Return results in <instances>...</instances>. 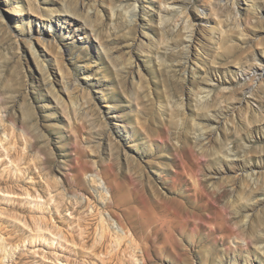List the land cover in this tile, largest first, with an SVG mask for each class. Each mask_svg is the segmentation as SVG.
<instances>
[{"label": "rangeland", "instance_id": "rangeland-1", "mask_svg": "<svg viewBox=\"0 0 264 264\" xmlns=\"http://www.w3.org/2000/svg\"><path fill=\"white\" fill-rule=\"evenodd\" d=\"M27 1L17 5L37 20L45 42H32L55 89H76L63 107L32 84L28 28L0 0V264H264V0L255 15L242 0L243 31L224 0H139L137 24L130 0H97L103 16L86 19L87 35L106 53L81 45L82 30L60 31L72 0ZM188 4L193 70L181 44ZM139 34L131 79L120 41ZM205 76L211 88L197 93ZM208 129L219 137L202 144ZM250 189L260 205L237 220Z\"/></svg>", "mask_w": 264, "mask_h": 264}, {"label": "bare ground", "instance_id": "bare-ground-1", "mask_svg": "<svg viewBox=\"0 0 264 264\" xmlns=\"http://www.w3.org/2000/svg\"><path fill=\"white\" fill-rule=\"evenodd\" d=\"M96 1L97 0H72L73 5L71 7H69V5H68L67 8L65 7L63 9L64 11H68L67 13L71 17L68 16L66 18L67 24L65 25V27H63V29L60 28V31L61 32H64V34H69L70 32L72 33V32H75V31L82 30V37L83 38H86V39L83 40V42H82L81 45H83L84 47H89V46H97V47H99V46H101L102 49L106 53L105 47H104V45H102V43H100V44L94 43L92 41V39L90 37H88V35H87V34H89V36H91V37H92V35H95L96 36V34H95L96 29H95L94 26H92L91 24L87 23L86 22V19L89 20L93 16H101V17L103 16L102 13H101L102 12L101 9L96 5ZM158 1L159 2H162L164 5L167 4V0H158ZM180 1L182 2V0H178V3ZM224 1H225L226 4L229 3L231 5V8H232L233 12H235L234 13L235 14L234 18L232 17L233 18V21H235L238 24V26L240 27V30L243 31V29H245L246 26H245V20L241 17V10L243 9V7L241 5L242 4V0H224ZM251 1H252V4H251V6H249V8L251 9L253 15H255V14H262V11H260V10H258V12L256 11L255 0H251ZM1 2H3V4H5V5H9L10 6L9 8L12 9L11 15L13 14V15H16L17 16V17H14V22L16 24H18V23H20V25L26 24V27L28 28V32H27V39L28 40H27V42H28V49H29V52H30L29 54L32 56V60H30V59L28 61L25 60L26 61L25 64H27V66L30 68L32 66V63H33L34 66H35V68H38V69L41 70L40 71L41 74L38 75L36 69H33L32 70V69H29L28 68L29 69V74L28 75H29V78L31 79L32 84H35L38 79L41 80V82L44 84V86L52 94V97H53L54 101L56 103H58V104H62L63 107H66L65 102H66L67 99L69 100V98L74 94L73 90L76 89V87L74 86L75 84H73L72 82L66 81L65 86L63 88L64 89V91H63L64 93L60 92L59 89H55V87L53 85V81H52V79L50 77L51 76V73L46 69V67L44 65V62H43V58H41V56H40V52L35 48V46H34V44L32 42V38L33 37H36V36H37V40H38L39 43L41 42V44H42V43L45 42V39L42 36L41 30L38 29V28L35 29V26H37V20L35 18L31 17L29 14L25 15L22 12L24 10H22V8L19 5H17V0H10V1L1 0ZM27 2H28L27 3V6H28L27 8L33 10V6H32V3H31L32 1L29 0ZM138 2H139V0H130L129 3H128V5H133L134 10L131 11V12H129L130 13L129 16H131V21L134 20V22L136 24H137V20L139 19L138 11L137 10L141 11L140 9H138V7H139ZM185 2L180 3V4H186ZM66 4H65V6H66ZM175 4H177V1H176ZM189 7L190 6L188 4V6L185 5V6H183V9L180 10V12H181L180 16L182 15L181 18H182V22H183V25L181 27L183 29H185V31H187V34L185 35V39L181 41V44L183 45V47H182L183 48V51L182 52L184 54V62H183V65L185 67V70H193V68L190 66V63H189V61L191 59V53L194 50H195V52L198 51V49H197L198 48L197 47L198 45L196 43V41L198 39V32H197L196 20L198 18L196 17V15H194L190 11V8ZM212 8H213L212 10L215 9L214 5H212ZM48 11L51 12V11H54V10L53 9L52 10L51 9H48ZM169 11L170 10H168L167 8H162L160 6L159 7V19H161ZM109 12H110L109 13V17H113V15H114L113 10L111 9ZM142 13L144 14V11L143 10H142ZM81 16L85 20L82 19V18H80ZM260 16H261L260 18H264V14L263 15H260ZM5 19H6V16L4 14L0 13V23L1 24H3V22H4L3 20H5ZM140 24L145 25L144 22L142 23V21H139V25ZM215 24L217 25L218 23H215ZM50 25H51V23H50ZM132 28H135V27H132ZM144 34L135 35V37L134 36L133 37H130L128 35L129 37H126L125 36L123 38V40L120 41L122 43L123 42H126L125 44H126V47H127V50H128V54H129V56H128V60H129L128 65H129V67H128L127 72H126V76H128L131 79H134V77H136V75H140L141 72H142V68L140 67V63L136 59H134V57L132 55V48L136 45L137 42L141 43L144 40ZM13 35H15L17 37L18 36V33H14ZM98 43H99V41H98ZM58 46H59V49H61L60 48L61 46L59 44H58ZM67 52H68L67 54L70 57L69 61L72 63V60L73 59H76L77 57L76 56L75 57L73 56V52L70 50V48L69 49L67 48ZM263 52H264V49H263ZM20 55H22V54L20 53ZM20 55H19V58H21ZM23 56L24 57L26 56L24 54V52H23ZM56 62L58 63V61H56ZM262 62H264V60H261L260 61L261 65H263ZM58 71L60 72L61 77L62 78H65V75L62 74V69H61L60 66H58ZM254 72H256L257 74L258 73L259 74H262V70L255 69ZM204 74L207 75V72L204 71ZM263 74H264V71H263ZM207 77L208 76H205L204 82L199 84L200 86L196 90L197 93H201V92H203V90L208 89V88H211L207 84V81L208 80H211V78H207ZM70 88H71V90H69ZM80 97H84L83 93H81V96ZM70 100H71V98H70ZM106 106L109 108L108 110H110L111 104L109 102L106 103ZM247 130H249V131L252 130V126L251 125L248 126L247 127ZM213 136L219 137L218 131H216V129L215 130H213V129L209 130L208 129V130H206L202 134V136H201V138L199 140H200V142L202 144H208V143L211 142ZM234 165H235V162H233V161L230 162V167L229 168H226L225 167L224 172L225 173H230V171H233L234 170V168H233ZM250 169L251 170H255V167H251ZM222 174H223V172H222ZM254 180H255V178H254ZM203 190L204 189H195V192H194L193 195L196 196L197 192L203 191ZM254 190L255 189L248 190L249 193L244 196V208L245 209H244V212L242 211V213L240 212L241 214L240 213L238 214L239 216H237V218H239V219H237V220H243L245 218L247 219L248 215H250V212H251L252 208L254 209L258 205H260V203H258V199L255 200V198H257L256 197L257 195L254 193ZM249 200H253V201L256 202L255 205H251L250 208L246 207V206H249V204H248L250 202ZM121 225H123V224H121ZM121 225H120V227L122 228ZM243 225H246V224H243ZM243 225H242V228H243ZM242 228H241V230H242ZM127 229H129V228H127ZM121 230H123V229H121ZM241 240H240V237H236L235 238V242H237V243L238 242L239 243L242 242V244L246 245L247 242L243 238H241ZM257 241L258 240H256V241H250L249 244L250 245H254ZM256 246H258V245H256ZM262 248H264V245H262L260 249H262ZM233 260H235V259H233Z\"/></svg>", "mask_w": 264, "mask_h": 264}]
</instances>
